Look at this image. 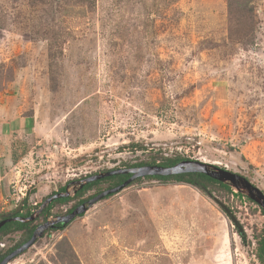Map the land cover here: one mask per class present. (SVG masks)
Here are the masks:
<instances>
[{"label": "rangeland", "instance_id": "374dc122", "mask_svg": "<svg viewBox=\"0 0 264 264\" xmlns=\"http://www.w3.org/2000/svg\"><path fill=\"white\" fill-rule=\"evenodd\" d=\"M174 159L264 195V0H0V219ZM139 179L8 264H261L244 194ZM107 184L67 188L49 220ZM22 236L0 235V255Z\"/></svg>", "mask_w": 264, "mask_h": 264}, {"label": "water", "instance_id": "95a60500", "mask_svg": "<svg viewBox=\"0 0 264 264\" xmlns=\"http://www.w3.org/2000/svg\"><path fill=\"white\" fill-rule=\"evenodd\" d=\"M185 173L203 174L220 183L228 184L229 186L237 190L240 194H244L246 197H248V199H250L252 202L256 203L259 207H261L262 212L264 214V195L261 193L260 190L252 186L243 177L235 173L229 172L227 170H224L222 168L211 165V164H205L203 162H198V161H181L170 167L141 166V167H133V168H127V169L110 170L108 172L94 174V175H91L85 178L81 183H79L80 185L78 189H81L82 186L88 183H91V182H94V181H97V180H100V179H103L109 176H113V175L129 174L130 177L127 180H125L122 184H120L119 186L105 190L97 194L96 196L88 200L86 204H81L80 206L75 208L69 215L59 216L53 222H46L45 224L38 226L33 232L30 239L27 240L24 244H22L17 249L9 253L7 256H5L0 261V264H8L12 260H14L17 256L23 254L26 250H28L35 243V241L38 238H41L43 236L46 230H48L53 225L55 224L68 225L77 216H80L83 213H85L88 207L92 206L93 204H95L96 202L105 198L108 195L118 193L125 187L129 186L136 179L144 178L147 176H173V175L185 174ZM69 196L70 194L67 191L64 193H57L55 195H52L48 197L41 204V206L39 207V209L34 215H31L26 219H21L19 217L6 218L0 221V228L4 224L8 223L9 221H18L22 223L32 222L35 219V216H37L53 200H56L58 198H67ZM220 207L224 210V213L227 214V216H229L233 222H235L229 210L225 208L223 205H220Z\"/></svg>", "mask_w": 264, "mask_h": 264}, {"label": "trees", "instance_id": "16d2710c", "mask_svg": "<svg viewBox=\"0 0 264 264\" xmlns=\"http://www.w3.org/2000/svg\"><path fill=\"white\" fill-rule=\"evenodd\" d=\"M81 1H83V0H81ZM91 3H93V0H91ZM231 3L234 4V2H232V1H231ZM236 4L237 3H235V5ZM180 161H181L180 159L167 160L166 162H164L162 164H157V165L163 166V167H170V166H173V165L179 163ZM146 165L147 164L140 163V164H136V165L130 166V167L133 168V167H141V166H146ZM150 165H156V164L154 162H152V163H150ZM108 171H110V170H105V172H108ZM129 177H130L129 174L113 175V176H109V177H106V178H103V179L88 183V184L84 185L83 188L79 189L77 191L76 195H81V194L85 193L86 191H88L92 187H96L97 185H99L101 182L109 183L106 186V190L114 188V187H117L120 184H122L125 180H127ZM144 178L145 179L159 180V181H161L163 183L174 182V183H178V184L190 185L192 187H196L197 189H199L201 191H205L207 189L206 187L209 186V185L220 186L222 190H224L225 192H228V193H230V191H231L230 187L227 184L220 183V182H218L216 180H213V179H211V178H209V177H207V176H205L203 174H198V173H185V174H178V175H173V176H147V177H144ZM136 180L138 181L140 179H136ZM135 181H133L132 183H134ZM63 190H64V188H61L60 191L62 192ZM100 192H102V191H99L96 194H98ZM55 194L56 193H54V195ZM110 196L111 195H108L105 198H108ZM69 200H70V197H68V198H58L56 200H53L42 211L43 213H45V218L49 217V212L51 210V207L54 204H56V203H66ZM21 207L22 208L19 209L20 211H15L12 215H10L7 218L19 217L21 219H26V218H28L29 216L32 215L31 209L26 204V199L22 200ZM262 214H263V212H262ZM263 216H264V214H263ZM1 220H4V218L0 219V221ZM31 224H32L31 222L22 223V222H18V221H9L8 223L4 224L0 228V235L7 234L8 232H10L12 230H14V231H23L22 241H20L18 243V246H19L20 244H22L23 242H26L31 237L32 231L34 229V227L31 226ZM66 226L67 225L58 224V226L56 228H54V229H63ZM15 247H17V246H15ZM14 248H11L5 254L0 255V261L5 256H7L10 252H12V250ZM254 255H255V257L257 258V260L261 264H264V233H263V237L260 238L257 241Z\"/></svg>", "mask_w": 264, "mask_h": 264}, {"label": "flooded vegetation", "instance_id": "af4514ba", "mask_svg": "<svg viewBox=\"0 0 264 264\" xmlns=\"http://www.w3.org/2000/svg\"><path fill=\"white\" fill-rule=\"evenodd\" d=\"M76 183V181H74L71 185H68L67 184V186H65V187H63L64 188V190L61 192L60 191V193H64L66 190H67V188H79V184H75ZM79 183H81V182H79ZM82 188H83V186H82ZM77 189H76V191H75V194L74 195H76V193H77ZM59 193V192H58ZM87 201V200H86ZM84 203H86L85 201L84 202H78V203H76V204H73V205H71L68 209H66V210H64V212H61L60 213V215L59 216H67V215H69L75 208H77L78 206H80L81 204H84ZM40 207V206H39ZM44 210V209H43ZM42 210V211H43ZM40 212L37 216H35V219L31 222L32 224H34L35 222H36V220H40V223L39 224H36V225H34L33 227H34V229H33V231H32V234H33V232L35 231V229L38 227V226H40V225H43V224H45L46 222H53V221H50L49 219V217H46L45 218V213H43V212ZM58 216V217H59ZM57 218V217H56ZM31 224V225H32ZM58 226V224H55V225H53L52 227H50L48 230H53L54 228H56ZM45 232H47V230L45 231ZM45 232H44V234H45ZM32 234H31V236H32ZM30 239V238H29ZM28 239V240H29ZM24 243V242H23ZM22 243V244H23ZM22 244H20L19 246H17V247H13L14 249L12 250V251H14L15 249H17L18 247H20ZM11 253V252H10Z\"/></svg>", "mask_w": 264, "mask_h": 264}]
</instances>
